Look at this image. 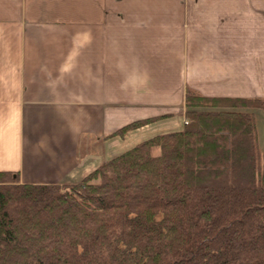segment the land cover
Masks as SVG:
<instances>
[{"label":"crops","instance_id":"0c3cea01","mask_svg":"<svg viewBox=\"0 0 264 264\" xmlns=\"http://www.w3.org/2000/svg\"><path fill=\"white\" fill-rule=\"evenodd\" d=\"M188 88L264 98V0H0V171L20 182L73 183L182 129Z\"/></svg>","mask_w":264,"mask_h":264},{"label":"trees","instance_id":"16d2710c","mask_svg":"<svg viewBox=\"0 0 264 264\" xmlns=\"http://www.w3.org/2000/svg\"><path fill=\"white\" fill-rule=\"evenodd\" d=\"M182 129L73 183L0 171V264H264V98L188 88ZM147 121L133 122L119 133Z\"/></svg>","mask_w":264,"mask_h":264},{"label":"rangeland","instance_id":"374dc122","mask_svg":"<svg viewBox=\"0 0 264 264\" xmlns=\"http://www.w3.org/2000/svg\"><path fill=\"white\" fill-rule=\"evenodd\" d=\"M242 40H243V39H242ZM263 112H264V111H263ZM119 131H120V130L117 131V134L121 135L123 132H122V133H119ZM262 132H263V130H262ZM91 171H92V170H91ZM88 173H89V172H88ZM88 173H87V174H88Z\"/></svg>","mask_w":264,"mask_h":264}]
</instances>
